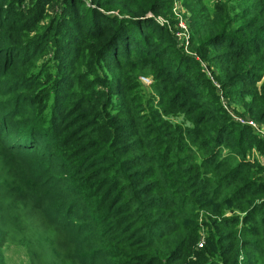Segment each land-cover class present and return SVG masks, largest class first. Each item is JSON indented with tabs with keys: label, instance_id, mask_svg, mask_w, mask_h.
<instances>
[{
	"label": "trees",
	"instance_id": "16d2710c",
	"mask_svg": "<svg viewBox=\"0 0 264 264\" xmlns=\"http://www.w3.org/2000/svg\"><path fill=\"white\" fill-rule=\"evenodd\" d=\"M24 1L0 0V250L264 264V138L219 98L264 128V0H189L194 56L158 22L171 0Z\"/></svg>",
	"mask_w": 264,
	"mask_h": 264
},
{
	"label": "rangeland",
	"instance_id": "374dc122",
	"mask_svg": "<svg viewBox=\"0 0 264 264\" xmlns=\"http://www.w3.org/2000/svg\"><path fill=\"white\" fill-rule=\"evenodd\" d=\"M34 1L35 0H25L22 4V8L26 9L30 7L32 3H34ZM195 1H199L203 9H206L209 12H213V8L218 3L226 2L228 0H195ZM170 5H171L170 9L165 13V15L158 17V22L160 24H168V25L170 24V22H173L174 24L173 26H171L172 28H170V32L177 39V44H178L177 47L181 49L183 53L188 54V55H193L189 53L187 50V46L189 43L188 42L189 37L190 35H192L191 29H192L193 23H191L192 22L191 16L194 13L192 12L190 1L189 0H171ZM193 7L195 8L194 5ZM55 10H57V5L53 3L50 6V8L49 7L47 8V13L48 14L49 12L53 13ZM46 21L47 20H44L43 23H46ZM179 22H182L186 26L187 30L185 32H183L180 29L178 25ZM52 51H53L52 49H49L47 51L41 52L42 57L40 58V61L44 63L50 62L49 69H52L53 67V61H50V58L52 56ZM210 79L212 81L213 78L210 76ZM140 82L142 86L144 87L143 92H141V94L144 93L147 95L148 93H151L150 87H151L152 79L151 78H140ZM212 82L215 85V87L219 89V86L216 84L215 80H213ZM219 94H220L219 98H220V101H221V104L224 110L226 111L227 115H229L235 122L242 123V122H245L246 120L252 121L251 119L247 117L245 118V116L243 115L244 113L242 109H241L242 112L235 109V107L231 106L230 102L225 97L221 96L222 95L221 92H219ZM41 119H44L41 125H43L44 128H49L48 126L49 125V115L45 113L41 116ZM256 127L257 129H254V130L258 131V133L264 138V128L259 124H256ZM252 157L255 158L254 160H257L258 162H260L261 165H264V152L258 153L257 151L253 150L248 155V158H252ZM204 217L205 216L201 213L199 216V223H201V220ZM205 231L207 230H205L204 228L201 234L202 243L205 239ZM2 249L0 250V264H30L29 253L27 252L26 247L24 246H20V247L19 246L17 247L16 246H4Z\"/></svg>",
	"mask_w": 264,
	"mask_h": 264
},
{
	"label": "built area",
	"instance_id": "2783aa9c",
	"mask_svg": "<svg viewBox=\"0 0 264 264\" xmlns=\"http://www.w3.org/2000/svg\"><path fill=\"white\" fill-rule=\"evenodd\" d=\"M178 25H179L180 29H181L183 32H185V31L187 30L186 26H185L182 22H179ZM242 123H243V124H248L249 126L255 128V129H257V127H256V123L253 122V121L246 120L245 122H242ZM201 246H202V243L199 245V247H201Z\"/></svg>",
	"mask_w": 264,
	"mask_h": 264
}]
</instances>
